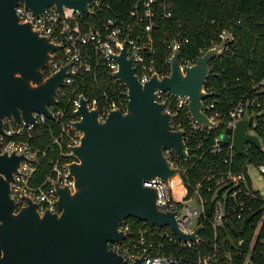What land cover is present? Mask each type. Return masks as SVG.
<instances>
[{
	"label": "water",
	"instance_id": "1",
	"mask_svg": "<svg viewBox=\"0 0 264 264\" xmlns=\"http://www.w3.org/2000/svg\"><path fill=\"white\" fill-rule=\"evenodd\" d=\"M93 0H0V133L4 134V117L17 124L34 122L33 113H45L58 104L57 94L64 85L70 65L45 76L44 69L53 60L52 51L59 49L35 30L30 23H21L16 7L22 3L34 15L44 14L54 6L58 16L65 9L80 15L90 14ZM224 44L209 49L195 64L182 67L180 50L176 48L171 74L157 75L140 83L134 74L133 57L128 58L125 46L114 56L118 70L114 77L128 88L126 112L112 111L105 121L97 110L87 108L80 96L74 122L82 133L79 145L72 147L75 161L69 164L73 187L57 188L56 212H38V204L16 210L10 196L11 182L24 155L1 152L0 149V264H124L123 256L108 247L121 242L125 235L119 224L129 218L147 222L150 226L166 227L184 243L195 240L202 225L192 233L182 232L177 224V212L157 208V190L144 182L155 177L166 184L180 173L165 157L164 149L173 148L181 159L188 158L183 132L172 130L171 114L163 112V104L155 101L157 90L170 91L189 98V111L205 127L217 128L201 111L208 94L205 82L209 63L220 55ZM251 120H241L231 131L226 129L221 139L232 141L238 154L251 142L257 148L259 139L245 133ZM144 257L132 264H142Z\"/></svg>",
	"mask_w": 264,
	"mask_h": 264
},
{
	"label": "built area",
	"instance_id": "2",
	"mask_svg": "<svg viewBox=\"0 0 264 264\" xmlns=\"http://www.w3.org/2000/svg\"><path fill=\"white\" fill-rule=\"evenodd\" d=\"M105 7L109 8L108 5ZM102 8L103 5L99 0H93L89 3L90 14L80 15L72 9H65V17L62 18L58 16L54 6H50L44 14L39 16L26 10L22 3L16 7V14L21 23H30L41 35L59 46L58 50L51 52L53 60L47 63L44 69L45 76L53 75L63 66L70 65L66 72L64 85L58 90V104L48 108L52 115L51 119L43 112H34L33 117L36 124L34 128L33 123L17 124L14 119L4 117V134L0 133L1 152H15L18 155H24V159L21 160L13 175L10 188V196L14 200L16 210L27 206L31 201L38 204L40 214L46 211L56 212L58 211L56 185L73 187L69 164L76 160L71 148L79 145L82 136V133L76 131L73 126L74 122L81 119L76 112L80 106V96L83 95L87 100L89 110L98 111L100 121H105L112 111L126 112L129 101L128 88L124 82L114 77V73L118 70L114 56L118 55L124 46L128 58L133 57L136 78L140 83H146L154 75H157L158 79L170 75L176 48L181 52L183 45L190 41L189 38H183L181 33L176 37L160 39L159 42L165 45L166 53L164 57L157 60L159 52L156 48L154 33L158 26L157 22L171 16V4L167 0H136L129 12L128 20L115 16L95 20L96 12L101 11ZM233 41L234 37L230 30H220L212 40L209 49L216 48L222 43L224 46L221 54L214 56L213 59L228 55L231 52ZM209 49L200 50V54L195 59L183 58L179 53L180 65L184 67L195 64L196 60ZM99 65L104 66L109 85L99 90L97 95L86 97L82 89L87 80L95 75V70ZM210 74L211 67L209 66L208 77ZM205 91L208 96L202 102L201 111L209 121L219 122V127L223 128L224 133L226 129L233 131L241 120H251L245 133L256 136L260 144L258 148L264 150V143L259 136L256 121V116L264 112V99L260 98L264 93V77L250 91L244 92L243 98L227 112L217 108L219 101L213 97L215 93L211 89L207 90L205 87ZM250 93L253 96L248 98ZM154 96L156 102L163 104V112L171 114V129L183 132L184 142L188 147V158H179L173 148L164 149L165 157L173 167L180 169V173L170 178L169 184H166L162 178L155 177L144 182V185L157 190V208L163 212H177L176 219L179 229L184 233H192L199 225L198 218L204 213L203 202L198 197L201 183H197L193 189V195H189L188 187L183 179L188 168L182 163L191 160L189 147H192V150L200 149L202 138L214 128L205 127L193 118L188 108L189 98L187 96L181 97L170 91L162 90L155 91ZM61 100L63 105H60ZM39 130L50 135L51 140L46 148L34 144L35 140H40L42 137L36 136ZM222 134L215 137L211 148L212 153L221 151ZM252 146L256 147L251 142L244 145L245 154ZM224 148L227 154L224 163H229L233 154L237 152L232 141L227 142ZM44 161L48 162L50 167L48 173L41 178L38 170ZM249 166L256 168L264 178V165L248 164L246 172L237 174L232 173L231 170L220 172V177L216 181L220 189H225L224 196L229 193L230 197L236 199L239 194H242L244 198L260 200L262 203V211L254 224L249 252L243 264H249L255 254L264 257V236H261L262 232L264 234V192L253 187ZM189 200H194L197 206L188 204ZM235 202V206L231 207L228 212L225 204L221 201L216 203L211 219L215 233L222 225L226 214L240 220L245 211H253V207L248 206L244 199L235 200ZM145 224L148 223L143 222V225ZM119 231L125 235L124 240L108 243V247L123 256L124 264H132L140 257H144L142 264H186L181 256L165 255L159 251L153 253V242L146 240L148 230L145 228L135 229L132 223L125 220L119 224ZM135 235H139V238L136 239ZM170 235L175 237L178 246L185 249H192L200 242V236H198L195 240L187 239L182 243L170 228L169 232L163 230L159 233L160 237L171 238ZM257 241L261 247L254 251ZM238 243L243 244V240H239ZM218 251L216 248L217 253ZM226 257L230 258L228 252ZM215 263L216 261L212 262L211 257H205L199 262V264Z\"/></svg>",
	"mask_w": 264,
	"mask_h": 264
},
{
	"label": "trees",
	"instance_id": "3",
	"mask_svg": "<svg viewBox=\"0 0 264 264\" xmlns=\"http://www.w3.org/2000/svg\"><path fill=\"white\" fill-rule=\"evenodd\" d=\"M103 5L101 11L96 12L94 19L103 17H117L128 20L129 12L136 0H99ZM171 4V16L157 22L158 26L154 36L156 48L159 52L158 59L164 57L165 45L160 39L176 37L181 33L183 38H189L181 48V57L195 59L200 50H207L211 46L215 35L223 29L230 30L234 41L231 44V52L210 61L211 74L206 82V89L215 93L219 103L217 108L227 112L241 98L243 93L250 91L254 85L264 77V0H167ZM109 6L106 8L105 6ZM159 42V43H158ZM109 78L104 66L99 65L95 75L89 78L82 89L86 97L97 95L98 91L108 87ZM253 94H248L251 98ZM264 99V93L260 96ZM63 105V101H60ZM257 130L264 143V112L256 116ZM222 122H224L222 120ZM56 129V128H55ZM223 133V128L218 126L206 133L201 141L200 149L192 150L189 147L191 160L182 163L188 168L183 177L188 187L189 195H193L194 187L201 183L199 199L203 202L204 213L198 218V224L202 225L199 232L200 242L192 249H185L175 242V237H160L163 230L169 232V228L159 229L157 227L143 225L142 221L134 218L127 219L135 229L138 227L148 230L145 236L147 241H152V252L159 251L165 255L181 256L186 264H199L205 257H211L215 264H243L249 252L254 224L259 219L262 211L260 200L244 198L239 194L236 199L230 197L225 189L216 185L220 172L237 174L246 172L248 164L256 166L264 165V150L252 146L246 154L234 153L231 162L224 163L227 157L225 146L219 153H212L211 148L214 139ZM34 144L46 148L50 143V135L40 130ZM36 137V138H37ZM192 146V145H191ZM50 165L44 161L38 175L42 178L48 173ZM210 189V190H209ZM244 199L253 211H245L242 219H234L226 214L222 225L217 228L216 233L211 223L214 208L218 201L226 206L227 212L235 206V200ZM261 236H264L263 232ZM138 239L139 235H135ZM239 240L243 244L239 245ZM261 247L257 241L254 251ZM216 248L219 250L216 252ZM229 253L230 258L226 257ZM249 264H264V257L256 254L251 258Z\"/></svg>",
	"mask_w": 264,
	"mask_h": 264
},
{
	"label": "rangeland",
	"instance_id": "4",
	"mask_svg": "<svg viewBox=\"0 0 264 264\" xmlns=\"http://www.w3.org/2000/svg\"><path fill=\"white\" fill-rule=\"evenodd\" d=\"M249 174L252 179L253 187L261 192H264V178L263 175L258 172L256 168L253 166H249ZM188 204H192L193 206H197V203L193 200L187 201Z\"/></svg>",
	"mask_w": 264,
	"mask_h": 264
}]
</instances>
